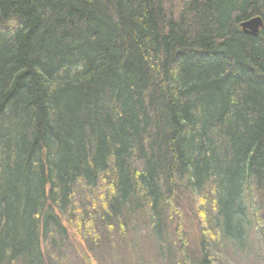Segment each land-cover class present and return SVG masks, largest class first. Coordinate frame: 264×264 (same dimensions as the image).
I'll list each match as a JSON object with an SVG mask.
<instances>
[{
    "label": "trees",
    "instance_id": "obj_1",
    "mask_svg": "<svg viewBox=\"0 0 264 264\" xmlns=\"http://www.w3.org/2000/svg\"><path fill=\"white\" fill-rule=\"evenodd\" d=\"M0 264H264V0H0Z\"/></svg>",
    "mask_w": 264,
    "mask_h": 264
},
{
    "label": "rangeland",
    "instance_id": "obj_2",
    "mask_svg": "<svg viewBox=\"0 0 264 264\" xmlns=\"http://www.w3.org/2000/svg\"><path fill=\"white\" fill-rule=\"evenodd\" d=\"M186 215H187L186 216L187 219H185V221H184V226H185V229L188 230L189 237L194 241V240H196V238H197V236H198V234L200 232L199 230L202 227L201 224H200V221H199L200 217L197 214L196 220L193 221V223H191V225H190V219L189 218H191V215H188V213ZM68 231L70 233V236L73 239V242L75 244H78L81 241L80 237L78 236V234L70 227H68Z\"/></svg>",
    "mask_w": 264,
    "mask_h": 264
},
{
    "label": "water",
    "instance_id": "obj_3",
    "mask_svg": "<svg viewBox=\"0 0 264 264\" xmlns=\"http://www.w3.org/2000/svg\"><path fill=\"white\" fill-rule=\"evenodd\" d=\"M261 26L262 20L259 16L252 17L241 23L243 30L251 35H256Z\"/></svg>",
    "mask_w": 264,
    "mask_h": 264
}]
</instances>
